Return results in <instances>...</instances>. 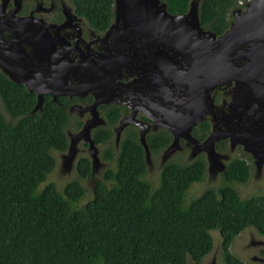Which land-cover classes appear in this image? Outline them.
Masks as SVG:
<instances>
[{"label":"trees","instance_id":"1","mask_svg":"<svg viewBox=\"0 0 264 264\" xmlns=\"http://www.w3.org/2000/svg\"><path fill=\"white\" fill-rule=\"evenodd\" d=\"M161 1L170 13L181 14L190 0ZM245 1L200 0V24L221 33L231 9ZM68 2L93 29L109 25L112 0ZM34 103L33 92L0 72V264H201L213 248L214 229L224 264H261L230 250L247 227L264 236V193L240 198L229 185L248 179L244 162L230 163L219 187L188 200V189L203 177L202 161L168 162L152 186L143 178L141 146L127 136L114 155L110 131L101 127L93 138L106 145L102 158L113 166L95 181L92 197L80 203L85 192L80 179L91 173L87 157L77 159L78 179L61 189L47 182L55 166L52 152L65 151V128L72 127L65 99L44 96L41 110L31 113ZM105 113L112 124L113 107Z\"/></svg>","mask_w":264,"mask_h":264},{"label":"flooded vegetation","instance_id":"2","mask_svg":"<svg viewBox=\"0 0 264 264\" xmlns=\"http://www.w3.org/2000/svg\"><path fill=\"white\" fill-rule=\"evenodd\" d=\"M19 2V10L10 13V10H7L13 5V0H8L6 16L3 21L2 17L0 18V39L3 42L14 39L18 40V43L6 47L0 55L5 60L9 58L10 64L23 67L21 69L26 72L25 75L21 71L14 72L13 68L8 72L13 76L23 75L26 79L30 78L27 81L29 86L42 93L43 102L44 96H49L52 100L55 96L54 101L58 98L65 99L66 112L72 126L65 128L67 146L68 135L78 132L91 119L89 109L95 100V93L96 99L102 103L96 105L98 116L92 122H102L92 127L91 138L94 141L95 129L107 128L111 134L112 150L116 155L121 141L130 136L142 148L145 172H152L155 169L154 162L158 159L159 176L164 164L178 162L171 160V157L178 155L180 159H188L179 163L202 161L203 176L207 175L208 181L213 182L218 176L221 177V183L214 188L223 183V173L233 161H242L249 167L248 178L251 172L260 177L262 170L264 171V139L255 144L248 143V140L252 134L257 136L260 131H264V105L258 94L250 92L248 79L232 78V75L226 77L222 84L212 88L205 87L202 99L196 96L194 88L191 87L194 83L185 85V88L191 87L190 90L179 89L181 92L174 96L168 91L166 82H162L166 62L154 59L152 54L155 55L156 51L144 43L142 38L130 36L128 46L117 42L113 47L114 37L105 35L106 29H93L85 18L75 11L74 16L65 14L64 6H72L68 0ZM243 4L244 2L238 7L242 8ZM231 11L227 27L233 21ZM17 20L27 24V35H15L10 30V26ZM79 60H84L87 65L83 72L73 74L71 65ZM191 60L192 57L188 60L182 53L177 54L176 73L186 70L189 62H194ZM195 71L197 72L196 69ZM152 73L158 76L154 77ZM219 74L220 70L216 66L207 69V63L204 62L198 66L197 76L191 74V77L207 80L209 86L213 80L220 78ZM43 81H46L45 85ZM63 81L68 85L62 84ZM71 83L77 87L76 91L66 89ZM177 84L183 85L181 78ZM164 85L166 88L162 93L152 95V91L160 92ZM23 87L25 88L24 85ZM63 91V94L60 93ZM29 92L34 93L36 102V92ZM110 96L115 102H104L109 100ZM111 106L115 116L112 124H109L105 111ZM121 122L126 125L116 138V130ZM210 135L215 138L212 143ZM141 140L148 149L147 157ZM162 142L165 143L161 144ZM171 144L176 147L166 153ZM211 144L217 156L208 158ZM87 145L86 141L80 140L76 145L77 153L81 149L87 153L82 156H89ZM95 145L99 147L102 144ZM257 162L261 164L257 165ZM199 181L195 183L198 184ZM229 185L238 194L236 189H241L242 182L234 180L229 182ZM260 255H264V249L260 250Z\"/></svg>","mask_w":264,"mask_h":264},{"label":"water","instance_id":"3","mask_svg":"<svg viewBox=\"0 0 264 264\" xmlns=\"http://www.w3.org/2000/svg\"><path fill=\"white\" fill-rule=\"evenodd\" d=\"M199 2L200 0H190L186 12L172 14L167 10V3L161 0H112V18L104 34L113 35V47L117 42H120L122 46H128L130 44L128 40L130 36L142 38L144 43L156 51V56L152 54L154 59H160L162 62H166V72L162 75V82L164 84L166 82L167 86H169L168 91L174 96L181 92L179 89L184 88V90H190L192 87L194 88L196 96L202 99L205 87L212 88L222 84L225 81L223 80L224 78L232 75V78L238 77L248 79L247 83L250 85V92L258 94L264 105V0H246L242 8L234 7L231 11L233 21H231L229 26L224 29L223 33L220 35H216L214 31L206 29L200 24ZM7 4L8 0H2L0 3V18L2 17V21L6 16L5 8ZM19 8V0H13V5L7 11L10 10V13H14L18 11ZM63 10L65 14L68 13L70 16H74L73 11L75 10L73 6L67 4L66 7L64 6ZM19 21L17 20L15 24L10 26V30H12L15 35H27V24L25 22L20 23ZM36 24L39 26L37 20ZM16 43H18V40L10 39L3 42L0 39V52L3 53L2 51H5L6 47L10 45L13 46ZM179 53H182L188 60L192 57L193 60L191 61L194 62H189V67L186 70L176 73L177 54ZM8 59L9 58H6L5 60L0 55V71L6 74L11 81L23 84L27 90H34L36 92V102L31 109V113L41 110L43 103L42 93L29 86L27 81L30 78L26 79V77L23 76L26 73L21 69L23 67L10 64ZM204 62L207 63V69L211 66H216L220 70V78L213 80L209 85L210 87L207 85V80L191 77V74L197 76L198 66ZM86 65L87 63H84V60H79L71 65V71L73 74L77 72L81 73ZM11 68L14 69V72L21 71L23 75H11L9 73ZM152 74L155 75L154 73ZM157 76L158 75H155L154 77ZM180 78L181 83L183 81V85L181 86L177 84L180 82ZM57 80L59 81V79ZM45 82L46 81H43L44 85ZM191 83H194V85L185 88V85ZM62 84H65L64 81ZM83 85L84 83L78 87L81 88ZM91 86L89 91L92 90ZM165 88L166 86L164 85L160 92H157V90L152 91V95L156 96L158 95L157 93H162ZM66 89L76 91L77 87L75 84L71 83ZM60 93L63 94L64 91ZM93 94L95 100L89 109L91 119H89L78 132L70 133L68 135L69 141L66 151L62 153L58 152L60 157V173H69L76 168V155L78 150L76 145L80 140L87 142V148L89 150V156L87 157L90 161L91 172L88 179L92 180V190L97 180H94L93 177L95 172L100 168L101 162L98 156V147L91 138L90 131L93 126L102 122L101 120L96 123L92 122L96 120L98 116L95 108L96 105L102 103V101L96 99V94ZM53 99L55 100V96ZM104 102L115 101L114 99L112 100V96H110L109 100ZM128 119L130 120V117ZM125 122H121V125L117 128L116 138L118 137L119 131L126 125ZM211 136L212 135H210L212 143L215 138ZM250 137L248 143L254 142L255 144L260 139H264V131H260L257 136L252 134ZM141 141L147 157L148 149L145 142L143 140ZM245 144L247 143L245 142ZM175 147L176 145L171 144L167 148L166 153H170ZM208 153V158L217 156L213 147L209 149ZM260 164V162H257V165ZM250 244L259 246L263 245L264 241L250 240ZM250 262L264 264V255L260 257L253 256ZM210 264H215L213 259Z\"/></svg>","mask_w":264,"mask_h":264},{"label":"rangeland","instance_id":"4","mask_svg":"<svg viewBox=\"0 0 264 264\" xmlns=\"http://www.w3.org/2000/svg\"><path fill=\"white\" fill-rule=\"evenodd\" d=\"M106 145H99V159L101 162L100 168L98 171L95 172L93 179H98L101 178L102 171L109 166H113V162L107 161L102 158V147H105ZM81 148V146H80ZM82 155H87L85 151H82L79 149L77 155H76V160L79 156ZM52 156L55 159V167L49 172L47 176V182L51 181L53 182L58 189H61L65 183H67L70 180L73 179H78V175L76 172V169H73L69 173H60V157L58 155V151H53ZM75 160V161H76ZM171 160H175L178 162H186L188 159L182 158L180 159L178 155H174L171 157ZM155 169L151 171H146L144 174V180L149 182L152 186H155L158 183L159 180V160L157 159L155 162ZM204 177V176H203ZM209 178L207 175H205L204 178H202L201 181L197 183H193L190 188L187 191V199H191L192 197L197 196L201 190H203L205 187L209 186H217L219 183H221V177H217L216 181L210 182L208 181ZM80 182L82 186L85 189L83 197L80 199V203H84L88 201L92 197V180H89L88 178H82L80 179ZM235 188V187H234ZM236 189V188H235ZM238 190V194L241 198L247 197L249 195H254V194H261L264 193V171L262 170L260 177L255 176V172L250 174L249 178L247 181L242 183L241 189H236ZM212 239H213V248L209 254H207L203 259H202V264H210L212 262V259L214 260L215 264H224L222 260V253H221V237L220 234L217 230H210ZM250 240H259V241H264V237L259 235L256 230L252 227H248L241 231L233 240L230 246L231 252L238 256L240 259L244 261L250 262L253 256H261L260 255V250L264 249V244L259 245V246H251Z\"/></svg>","mask_w":264,"mask_h":264}]
</instances>
